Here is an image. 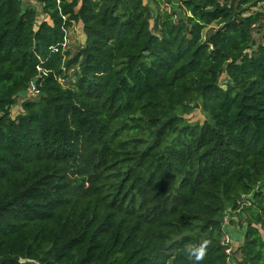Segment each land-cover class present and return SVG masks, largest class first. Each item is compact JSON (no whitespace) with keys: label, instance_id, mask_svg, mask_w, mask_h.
Returning <instances> with one entry per match:
<instances>
[{"label":"trees","instance_id":"trees-1","mask_svg":"<svg viewBox=\"0 0 264 264\" xmlns=\"http://www.w3.org/2000/svg\"><path fill=\"white\" fill-rule=\"evenodd\" d=\"M35 2L0 0V264H229L228 208L264 264V0Z\"/></svg>","mask_w":264,"mask_h":264},{"label":"rangeland","instance_id":"rangeland-1","mask_svg":"<svg viewBox=\"0 0 264 264\" xmlns=\"http://www.w3.org/2000/svg\"><path fill=\"white\" fill-rule=\"evenodd\" d=\"M36 0H26L25 6H33L41 13L40 6L35 2ZM145 3L153 7V9L163 11H173L177 10L180 5V0H143ZM264 4H261L258 8H262ZM39 13V14H40ZM40 16V15H39ZM86 42V36L83 30V23L80 22L74 25L67 32L66 48L75 53L78 47H81ZM38 98V91L34 84L31 87L19 95L15 99V104L11 107L12 116L16 117L22 112L23 103L27 100H35ZM177 115L183 117L182 124L184 126H195L197 124H202L207 119L206 113L203 111L202 107L198 104H192L190 107H181L177 111ZM223 222L226 227L224 233L221 237V242L225 234H229L231 237V248L232 256L229 259V264H238L241 260V254L239 248L245 242V232H246V218L241 210H231V208L226 211ZM264 238V229L261 231ZM226 237V236H225ZM224 237V238H225ZM226 243V240H224ZM231 250V249H230ZM24 260V258H21Z\"/></svg>","mask_w":264,"mask_h":264},{"label":"clouds","instance_id":"clouds-1","mask_svg":"<svg viewBox=\"0 0 264 264\" xmlns=\"http://www.w3.org/2000/svg\"><path fill=\"white\" fill-rule=\"evenodd\" d=\"M188 252L190 257H193L197 261V264H199V261L203 260L205 255V246L200 245L194 248H190Z\"/></svg>","mask_w":264,"mask_h":264},{"label":"built area","instance_id":"built-area-1","mask_svg":"<svg viewBox=\"0 0 264 264\" xmlns=\"http://www.w3.org/2000/svg\"><path fill=\"white\" fill-rule=\"evenodd\" d=\"M225 236H226V237H225ZM224 237H225V238H224ZM224 237H223L222 243H223L224 245H226V246H229V248L227 249V253H228V254H231V252H232V248H231V246H230V244H231V237H230L229 234H225ZM224 240H226V243H224ZM230 249H231V250H230Z\"/></svg>","mask_w":264,"mask_h":264}]
</instances>
